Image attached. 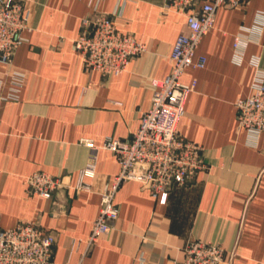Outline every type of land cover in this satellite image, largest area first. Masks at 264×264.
Returning a JSON list of instances; mask_svg holds the SVG:
<instances>
[{
  "label": "crops",
  "instance_id": "0c3cea01",
  "mask_svg": "<svg viewBox=\"0 0 264 264\" xmlns=\"http://www.w3.org/2000/svg\"><path fill=\"white\" fill-rule=\"evenodd\" d=\"M29 12L23 43L11 65L0 62V228L35 219L52 233L53 264H172L195 240L234 252L232 264H264V134L240 129L235 102L252 93L264 72V0L220 8L195 62L181 81L197 87L178 132L203 147L208 169L186 186L157 197L139 182H124L114 203L119 218L91 247L101 192L120 171L108 150L91 140H128L149 110L151 79L173 70L170 54L186 18L164 9L165 0H21ZM116 18L147 51L118 76L86 71L74 41L83 21ZM246 45L235 49V38ZM46 172L68 183L53 196L30 195L26 177ZM82 188H78V187Z\"/></svg>",
  "mask_w": 264,
  "mask_h": 264
},
{
  "label": "built area",
  "instance_id": "2783aa9c",
  "mask_svg": "<svg viewBox=\"0 0 264 264\" xmlns=\"http://www.w3.org/2000/svg\"><path fill=\"white\" fill-rule=\"evenodd\" d=\"M248 0H165L164 9L186 18L187 32L176 39L170 59L173 70L163 80L151 79L153 89L151 107L142 114L141 123L130 139L122 141L108 137L100 146L91 140L83 144L92 150L91 163L82 171L83 177H92L96 154L111 151L119 165L117 176L101 192L99 215L88 239V246L112 230L119 218L114 203L120 186L127 181L139 182L157 197L161 193L193 182L198 173L208 169L203 147L182 137L178 125L185 114L189 95L197 87L196 81H181L189 67L204 68L206 60L195 62L196 51L214 27L218 9H239ZM29 12L21 0H0V62L11 65L17 49L22 45ZM244 35L235 38V49L246 45ZM77 55L86 71L105 76L126 72L133 59L145 53L147 47L139 43L133 33L119 30L116 18L98 14L83 21L79 37L74 41ZM240 129L264 134V72L257 73L252 93L235 102ZM27 191L43 199H52L55 193L67 188L63 177L36 172L25 179ZM79 189L82 187H78ZM55 236L35 220L21 222L8 230L0 228V264H53ZM235 253L222 245L195 239L185 250L183 261L172 264H232Z\"/></svg>",
  "mask_w": 264,
  "mask_h": 264
}]
</instances>
